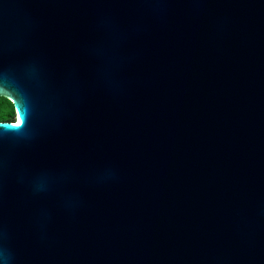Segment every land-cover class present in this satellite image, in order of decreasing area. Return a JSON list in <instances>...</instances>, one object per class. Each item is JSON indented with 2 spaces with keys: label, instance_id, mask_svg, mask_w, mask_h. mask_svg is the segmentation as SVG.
<instances>
[{
  "label": "water",
  "instance_id": "95a60500",
  "mask_svg": "<svg viewBox=\"0 0 264 264\" xmlns=\"http://www.w3.org/2000/svg\"><path fill=\"white\" fill-rule=\"evenodd\" d=\"M0 96L8 264H264V0H0Z\"/></svg>",
  "mask_w": 264,
  "mask_h": 264
},
{
  "label": "trees",
  "instance_id": "16d2710c",
  "mask_svg": "<svg viewBox=\"0 0 264 264\" xmlns=\"http://www.w3.org/2000/svg\"><path fill=\"white\" fill-rule=\"evenodd\" d=\"M16 118V111L12 101L6 97L0 96V122L14 121Z\"/></svg>",
  "mask_w": 264,
  "mask_h": 264
},
{
  "label": "snow or ice",
  "instance_id": "6c2138e0",
  "mask_svg": "<svg viewBox=\"0 0 264 264\" xmlns=\"http://www.w3.org/2000/svg\"><path fill=\"white\" fill-rule=\"evenodd\" d=\"M20 116H25V112L22 111L21 109L18 112V120H17V124L14 126L15 128H21V126L25 124V120L22 118H19Z\"/></svg>",
  "mask_w": 264,
  "mask_h": 264
},
{
  "label": "clouds",
  "instance_id": "9594fccd",
  "mask_svg": "<svg viewBox=\"0 0 264 264\" xmlns=\"http://www.w3.org/2000/svg\"><path fill=\"white\" fill-rule=\"evenodd\" d=\"M0 259H2L5 264H8V262L11 259L10 254L5 250L4 252H0Z\"/></svg>",
  "mask_w": 264,
  "mask_h": 264
}]
</instances>
